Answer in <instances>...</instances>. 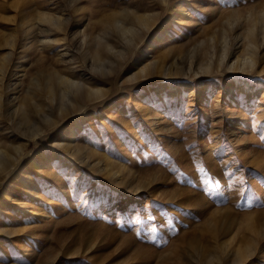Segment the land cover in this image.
Masks as SVG:
<instances>
[{
	"label": "rangeland",
	"instance_id": "rangeland-1",
	"mask_svg": "<svg viewBox=\"0 0 264 264\" xmlns=\"http://www.w3.org/2000/svg\"><path fill=\"white\" fill-rule=\"evenodd\" d=\"M135 1L0 0V57L18 61L8 75L17 95L71 67L106 91L102 104L38 121L28 137L0 118V141L25 144L0 179V264H264V0H140L158 12L154 38L92 71L82 33L121 49L111 25ZM51 12L64 19L59 27L42 19ZM252 26L257 62L229 68ZM223 28L231 52L219 62ZM207 29L219 36L216 49ZM12 37L24 38L10 50ZM197 46V57L212 54L207 69L194 58L189 69L184 52ZM180 53L176 75L126 83L144 61ZM69 141L79 152L67 151Z\"/></svg>",
	"mask_w": 264,
	"mask_h": 264
},
{
	"label": "bare ground",
	"instance_id": "bare-ground-1",
	"mask_svg": "<svg viewBox=\"0 0 264 264\" xmlns=\"http://www.w3.org/2000/svg\"><path fill=\"white\" fill-rule=\"evenodd\" d=\"M152 1L153 4L156 3V0H152ZM159 1L166 3L167 0H159ZM152 5L149 2L145 3L140 0L135 1L134 5L131 8H128V6L127 8L124 7L123 10L124 12L120 15V17H116L113 20L111 26H113L114 33H116L117 36L119 37L118 40L122 45L121 49L117 48V46H115L113 43H110L106 39L103 40V42H100V39L103 37V35L100 33L95 34L94 36L91 32L88 33L84 31L82 33L80 38V43L82 44V47H84L86 50L84 51L85 57L86 58L88 57L90 58L89 60H91V68L93 69V70L91 69L92 71L102 70L105 67H108V65H112V63H114L116 60H118V62L117 61L116 62L119 63V58L121 57L124 58V56L127 53L128 54L126 56H128L129 53H136L137 47H139L141 44L143 45L146 39L154 38V35L156 34L158 29V24L156 23L157 22L156 20H158V12L150 11L154 8ZM248 15H250L249 12ZM257 15H259V17L262 18L263 20L262 30L264 35V7L263 9L260 10L257 9ZM42 19L49 20L50 25L52 23L57 27H59L62 21L64 20L60 16L56 17L54 13H52L50 16L43 15ZM229 23H230L229 28L231 29L234 28L235 26L234 20L230 19ZM27 29L28 28H26L25 30L26 32L24 37L27 36L28 34ZM249 29L251 32L253 30V26L250 27ZM86 30H88V28ZM227 31L228 30L225 28L221 29L220 36H221V41L223 42L222 51L218 55L214 56L216 57L214 60L218 59L219 62L223 61L226 58V56H228L231 52V50L230 52L228 51L226 52V49L229 45V42L227 40L228 38ZM252 32H251V37H248V35L246 36L247 37L246 49H243L242 50L243 52L236 54V58L233 60L229 68L231 67L235 68L239 66L241 67V69H245L246 66L255 64L257 62L255 56L256 53L255 48L258 45H257V39L254 37V33ZM104 33H108V31H104ZM239 35H236L235 38L239 37ZM24 37H21L20 39H15L13 37L9 38L7 41H5V45L10 46V50H12L18 46L17 43H19V41H22ZM206 38L211 42V43L208 42V44L209 43L211 44V45L209 44V46H212L210 48L216 49L217 46L216 44L218 43L217 41L219 36L215 35V31L214 30L212 31L211 29L209 30L207 29ZM49 40L50 39H47V37L44 36L40 41L48 42ZM203 41L206 40L203 39L201 42ZM199 44L202 45L203 43L202 44L198 43V45ZM92 46L95 47V49L92 53H90L89 51ZM99 48H102L106 52V55L101 54ZM197 49L200 48L197 46L194 50L188 52L189 56L187 55L186 51L185 52L183 51L186 54L184 56L189 57V59L192 58L191 61L189 62V69L192 68L194 59L195 60L197 59V61L195 62H198L199 68L201 67H205L206 69L209 68L212 65V63H214L212 54L208 53L209 56L205 55L207 57L205 60L202 54H200L197 57L196 55L197 53L196 51H198ZM207 49L208 46L205 47V50ZM205 52H209V51L207 50ZM182 54L180 53L179 55L176 56L173 55L174 59H172L171 61L169 60L170 58H167L168 54L167 56L162 55V57L151 58L150 60L144 61V63H141V65L136 69V71H133L132 74L127 75L129 77L126 78L127 81L126 83H128L129 80L135 79V83H132L131 86H136L138 84L145 83L147 80H150L152 78L163 80L167 78V75L168 76H170L171 74L176 75L177 69L178 67H180L178 59L185 58L183 57ZM214 54L215 53H213V55ZM7 57L8 54L2 55L0 57V118H2V120L7 121L8 123L14 121L17 122V124L21 127V129L20 128L18 129L19 132L24 133L25 135H27V137L29 135L38 132L37 130L38 121H42V122L50 121L54 115L62 119L71 112H74L75 115L82 112L84 113L86 109L90 108V106L92 105L93 107L98 106L102 104L105 100L106 91L103 89L102 86L97 85V83L95 84L97 79H95V82L83 81L82 77L79 76L76 77L74 72L73 73L70 72L72 67L70 68V71H66L63 69L62 70L55 69L53 72L46 73V75L44 76L43 83H40L38 79L32 80L27 84V87L23 90L24 95L19 96L15 93L14 87L11 86L12 85L11 79H8L9 73L13 70L11 66L14 65L17 68L18 61H16L13 58L8 60ZM170 57L172 58V56ZM15 72H17V70H15L14 73ZM10 90L12 97L10 98L9 101L5 102L4 99L6 97L9 98L8 91ZM37 95L39 97H37ZM27 104H30L31 110L33 113H36V116H31L29 113L25 111L24 107ZM28 128L31 129L34 128L35 130H33V132L31 133L26 134L25 131ZM73 130L74 128L70 127L71 132L69 135H72ZM70 142L71 141H69L67 145H64L67 151L70 153L79 152L81 146L70 145ZM24 150H25L24 143L6 144L4 141H0V179H5L7 176H9L12 173V169H14V167L17 165V162L21 159V155H23ZM118 172L119 170H114L112 172V175ZM118 178L120 179L119 175H117V179ZM139 189L141 188L139 186H136L133 187L132 190H130V192L132 191L137 192ZM2 196L4 199L11 200V198L7 195V191L5 190L2 192ZM218 211L220 210L217 209V211L212 212L210 216L212 226H215V219L213 217L216 216L215 214H217ZM254 211L256 210L254 209ZM245 213H251V212H245ZM215 255H217L216 252ZM205 261L209 262L210 264H214L213 260L211 259H206Z\"/></svg>",
	"mask_w": 264,
	"mask_h": 264
}]
</instances>
